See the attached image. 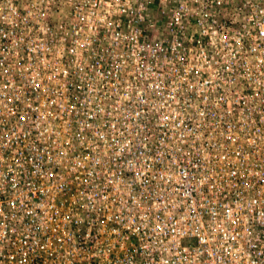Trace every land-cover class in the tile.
Instances as JSON below:
<instances>
[{
    "label": "built area",
    "instance_id": "2783aa9c",
    "mask_svg": "<svg viewBox=\"0 0 264 264\" xmlns=\"http://www.w3.org/2000/svg\"><path fill=\"white\" fill-rule=\"evenodd\" d=\"M0 264H264V0H0Z\"/></svg>",
    "mask_w": 264,
    "mask_h": 264
}]
</instances>
